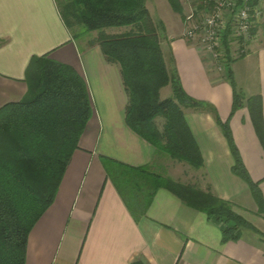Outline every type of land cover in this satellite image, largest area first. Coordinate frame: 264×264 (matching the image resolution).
Returning <instances> with one entry per match:
<instances>
[{
  "label": "crops",
  "instance_id": "crops-1",
  "mask_svg": "<svg viewBox=\"0 0 264 264\" xmlns=\"http://www.w3.org/2000/svg\"><path fill=\"white\" fill-rule=\"evenodd\" d=\"M179 21L176 33L165 24V61L177 71L187 95L208 110L183 106L204 165L196 169L185 163L173 175L160 151L127 125L129 97L121 68L107 60L98 40L69 30L56 0H0V109L28 96L27 68L34 56L43 55L85 79L93 106L55 201L29 235L26 264H264V218L249 184L233 172L231 147L210 111L228 123L264 197V148L249 108L258 98L264 118V26L248 54L221 75L182 38ZM229 73L242 96L234 111ZM121 165L155 174L166 167L170 171L158 175L230 202L263 236L244 230L239 239L223 243L225 224L166 188L157 190L148 209L137 215L108 171Z\"/></svg>",
  "mask_w": 264,
  "mask_h": 264
},
{
  "label": "trees",
  "instance_id": "trees-1",
  "mask_svg": "<svg viewBox=\"0 0 264 264\" xmlns=\"http://www.w3.org/2000/svg\"><path fill=\"white\" fill-rule=\"evenodd\" d=\"M172 10L182 15L179 0H168ZM65 26L77 34L101 32L98 43L109 62L121 68L129 102L126 123L139 136L161 152L199 169L203 156L183 112V106L207 109L184 91L177 71H170L162 43L167 29L161 19H153L148 0H56ZM185 21V16L182 15ZM264 26V15L255 31ZM133 28L128 33L109 36L105 30ZM162 37V38H161ZM230 74V73H229ZM28 96L0 109V264H26L29 235L54 203L73 153L92 117V100L87 82L72 67L49 55L34 56L27 68ZM234 89L233 111L241 106L242 96ZM170 86L172 95L161 97ZM257 136L264 148V118L258 98L249 105ZM227 138L235 164L233 172L245 180L264 218V197L260 183L252 180L235 145L227 122L210 109ZM165 119L163 130L155 120ZM109 167V174L123 196L127 190L144 213L157 190L169 189L191 208L209 219L225 224L223 243L237 240L244 230L262 235L237 214L233 205L211 191L177 183L148 169L121 165ZM132 200V201H133ZM126 203L127 199L125 198ZM263 236V235H262ZM133 264H143L135 261Z\"/></svg>",
  "mask_w": 264,
  "mask_h": 264
},
{
  "label": "built area",
  "instance_id": "built-area-1",
  "mask_svg": "<svg viewBox=\"0 0 264 264\" xmlns=\"http://www.w3.org/2000/svg\"><path fill=\"white\" fill-rule=\"evenodd\" d=\"M198 1V7L189 2L183 39L219 74L226 75L231 63L248 52L253 30L263 19L264 0Z\"/></svg>",
  "mask_w": 264,
  "mask_h": 264
},
{
  "label": "rangeland",
  "instance_id": "rangeland-1",
  "mask_svg": "<svg viewBox=\"0 0 264 264\" xmlns=\"http://www.w3.org/2000/svg\"><path fill=\"white\" fill-rule=\"evenodd\" d=\"M179 1H180V3L182 4V7H183L182 15H184L185 17L189 13V10H190L189 2H191V4L194 7H198V3H199L198 0H194V1L193 0H179ZM148 8L150 10V13H151L153 19H155V20L156 19L157 20L158 19H161L165 24H167L169 26V28H170V31L169 32L176 33V32L179 31V29H180V24H179L180 21L179 20L180 19L184 23V20L182 18V15L177 14V13H175L172 10V8H171L168 0H148ZM132 30H133V28H111V29L105 30V33H106V35H109V36H116V35H121L123 33H128V32H130ZM75 31L78 32V33H80L82 30L75 26ZM258 31L259 30L255 31L254 40L256 39V36H257V32ZM183 33H184V29H183ZM100 35H101V32H92V33H89V36H91V39H95L96 38V40H98L100 38L99 37ZM182 38H183V34H182ZM254 40H253V42H254ZM251 45H250V47H251ZM250 47L248 48V52L250 51ZM164 49H165V51H167L166 46H164ZM248 52L246 54L242 55V56H239L237 58V60L240 59V58H242L243 56L247 55ZM171 95H172V89H171L170 86L165 87V88L162 89V91H161V97L163 99L164 98H167V97H169ZM155 123H156L157 127L159 128V130L161 131L164 128L165 119L162 118V117H158V118H156ZM160 154H161L160 157H163V158H161V162L166 161L165 164H166V166L172 168V173L171 174H173V175L175 174V171H176L175 168H176V166H178L179 168H181V165H185V162H183V161H181V160L173 157L172 155H170L168 153H165V152H161L160 151ZM187 165H189V164H187ZM189 166H191V165H189ZM169 171L170 170H168V168L163 167V169L162 168L160 169V171H159L158 174H160V173L167 174V172H169ZM168 179H171V177H169ZM122 191H123V195L127 199V202L129 203V206L133 208V211H136L137 208H136V204H135L133 198L129 195V193L127 192V190H124L123 189Z\"/></svg>",
  "mask_w": 264,
  "mask_h": 264
}]
</instances>
